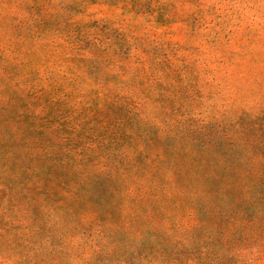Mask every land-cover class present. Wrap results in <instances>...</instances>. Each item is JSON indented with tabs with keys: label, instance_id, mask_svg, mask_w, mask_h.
I'll return each mask as SVG.
<instances>
[{
	"label": "rangeland",
	"instance_id": "1",
	"mask_svg": "<svg viewBox=\"0 0 264 264\" xmlns=\"http://www.w3.org/2000/svg\"><path fill=\"white\" fill-rule=\"evenodd\" d=\"M0 264H264V0H0Z\"/></svg>",
	"mask_w": 264,
	"mask_h": 264
}]
</instances>
